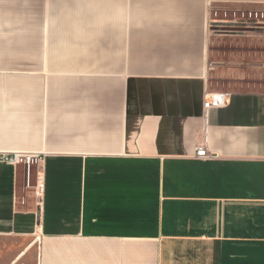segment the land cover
<instances>
[{"label":"crops","instance_id":"0c3cea01","mask_svg":"<svg viewBox=\"0 0 264 264\" xmlns=\"http://www.w3.org/2000/svg\"><path fill=\"white\" fill-rule=\"evenodd\" d=\"M251 10L0 0V264H264V32L210 28Z\"/></svg>","mask_w":264,"mask_h":264},{"label":"built area","instance_id":"2783aa9c","mask_svg":"<svg viewBox=\"0 0 264 264\" xmlns=\"http://www.w3.org/2000/svg\"><path fill=\"white\" fill-rule=\"evenodd\" d=\"M221 15L223 18H219L220 20L218 19L210 24V28L216 32L239 33L249 30L264 32V10H251L236 16L235 13L230 12L226 14V12H223ZM224 103V97L219 98L215 96L206 101L205 108L207 109ZM194 157L202 159L210 157L205 147V138L202 139L201 143L196 145ZM0 161L9 165L22 164L26 170V186H30L29 171L30 167L38 161L36 155L21 152H2L0 153ZM31 187L34 190L35 196L41 198L44 193V181L42 177L37 175L35 184Z\"/></svg>","mask_w":264,"mask_h":264},{"label":"rangeland","instance_id":"374dc122","mask_svg":"<svg viewBox=\"0 0 264 264\" xmlns=\"http://www.w3.org/2000/svg\"><path fill=\"white\" fill-rule=\"evenodd\" d=\"M35 168H34V171H33V175H32V178H31V184L34 185L35 184ZM30 240H35V237H31L30 239L28 240H24L22 241L21 239L19 238H12L10 239L9 243H8V251H18L21 247L24 246V244L27 242V241H30ZM32 257H27L25 258V260L23 261V263L21 262L20 264H32Z\"/></svg>","mask_w":264,"mask_h":264},{"label":"water","instance_id":"95a60500","mask_svg":"<svg viewBox=\"0 0 264 264\" xmlns=\"http://www.w3.org/2000/svg\"><path fill=\"white\" fill-rule=\"evenodd\" d=\"M249 31H254V30H249Z\"/></svg>","mask_w":264,"mask_h":264}]
</instances>
